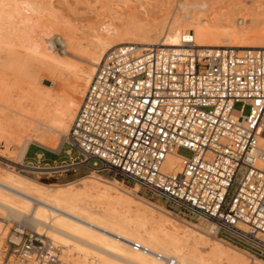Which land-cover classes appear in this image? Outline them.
Here are the masks:
<instances>
[{"label": "bare ground", "instance_id": "1", "mask_svg": "<svg viewBox=\"0 0 264 264\" xmlns=\"http://www.w3.org/2000/svg\"><path fill=\"white\" fill-rule=\"evenodd\" d=\"M52 1L0 0V154L12 153L11 162L31 171L44 167L23 163L29 144L56 147L52 132L68 133V122L109 48L123 43L177 46L189 32L199 47L264 46V0H161L151 6L143 0H115V5L105 0L110 18L103 20L105 27L98 26L104 30L96 28L87 38L92 47H80L73 35H59L73 57H58L46 37L52 11L58 12ZM172 2L178 12L170 17ZM43 80L50 84L42 85ZM259 146L264 147V135ZM181 159L173 149L165 157L164 171H176ZM92 170L76 179L79 186L74 181L44 183L17 171L0 174V218L28 223L34 232L64 246L62 256L72 255L76 264L88 258L92 264H221L223 256L233 264L247 262L245 251L199 232L195 222L177 218L168 208L135 200L118 179ZM198 224L208 232L205 222ZM11 239L19 240L15 235ZM133 242L150 252L134 249ZM180 243L185 249H176ZM200 247L208 249L205 254Z\"/></svg>", "mask_w": 264, "mask_h": 264}, {"label": "built area", "instance_id": "2", "mask_svg": "<svg viewBox=\"0 0 264 264\" xmlns=\"http://www.w3.org/2000/svg\"><path fill=\"white\" fill-rule=\"evenodd\" d=\"M262 135L264 46L199 47L189 32L177 46L109 48L70 124L65 153L79 156L68 163L107 171L264 258ZM173 149L189 155L166 172L163 163ZM14 233L19 240L7 238L13 245L7 259L66 264L61 246L45 234Z\"/></svg>", "mask_w": 264, "mask_h": 264}, {"label": "rangeland", "instance_id": "3", "mask_svg": "<svg viewBox=\"0 0 264 264\" xmlns=\"http://www.w3.org/2000/svg\"><path fill=\"white\" fill-rule=\"evenodd\" d=\"M44 1H52V0H44ZM63 1H65V2H63ZM78 1L77 0H60V1L59 0H53L52 1V4L54 3V6L55 5L57 6V7L55 6L54 9H56V11H58L57 13L59 15V16L56 15L57 13L54 12L55 10L52 11V13H53L52 16L54 15L53 16L54 18L52 16L50 17V20L52 21V23L50 22L48 25L50 30L48 31V34L46 36L48 39V42L52 46V49H50V51L53 55H56L58 57L63 56V58L73 57L69 52H67L68 50H70V47H69V49H67L68 48L67 45L62 43V41L59 38V35H62V36L65 35L64 37H68V36L73 35L72 37H77L78 40L80 39L79 42H81V44H82V45H80V47L84 46V48H89L92 46H90L89 42L87 41V38L89 36H91L92 34H94L96 31H98V29L101 31H102V29L103 30L105 29V28L100 29V28H98V26L100 25L101 27L102 26L105 27L104 21L110 18V15L107 14L109 12L108 8L106 9V6L108 7V5H106V3H109V2H106L107 0L106 1L105 0H78ZM116 1L112 0L114 5H115ZM135 1L137 3V1L141 2L142 0H135ZM160 1L161 0H156V1L155 0H143V2H147L149 6H151L153 4L155 5V2L157 4ZM58 2H61L62 5H61V3H58ZM112 2H110V5L112 4ZM151 2H153V4ZM174 2H172L170 4V7H169L168 16L170 15V17L174 13L178 12L177 9L176 10L174 9V6H175ZM102 3H104V4H102ZM118 3H121V2H118ZM113 4H112V6L114 7ZM121 11L124 12V9H121L120 11H118V13H120ZM55 16H56V18H55ZM57 17H58V19H57ZM99 22L103 23V25L99 24ZM116 22H119V21H116ZM120 27H121V25H120ZM96 28H98V29L95 30ZM82 37H83V39H82ZM89 39H91V37H89ZM85 42H86V45H85ZM49 84L50 83L48 80L42 81V85H44V86H47ZM240 106H241L240 103L235 104V107L237 109L240 108ZM244 112H247V108L244 109ZM70 121L68 122L69 126L71 124ZM28 133L31 134L32 132L28 131ZM55 133L56 132H52V134L54 135L53 139L56 140V144H55L56 147L47 148V147H44V146H42L36 142L30 143L29 144L30 150H29V152H27L25 154V157L23 159V163H25V164H31L34 166H39V167H44V168H41L40 170H34V171L28 170L27 168L22 167L18 163L11 162L12 153L9 152V153H5L4 155L0 154V174L11 173V172H12L11 174H13L14 171H17V172H20V173L25 174L27 176H31V177H33V178H35L41 182H44V183L63 184V183L69 182V181H74V183H75L74 185L79 186L80 184L76 181V179L83 176V175L89 174L93 170L91 167H88L85 163H79L77 165L67 166L66 169H63L61 167V165H64L65 162L68 163V162L73 161V160L78 161L79 156L77 157V154L73 150L70 152L69 155L63 151L64 149H67V144H66V135L67 134H65V133L64 134L63 133H56L55 134ZM58 142L61 143L60 146H57ZM35 148L39 149L38 152H40V153L42 152V155L40 157H38L37 155L34 154ZM60 149H61V152L59 153V155H53L50 153L51 151L58 152ZM179 154L186 156V155H189V152L186 149H180ZM63 160H65V161L63 162ZM94 173L101 175L107 179H112V178L118 179L123 184L124 187L130 189V191L132 192V197L135 200H137V199L143 200L144 199L145 201H151V202H154V203L161 205L165 208H168L171 211H173L174 213H176L174 215H176L177 218L185 219L186 221H190V222H195L198 225V231L199 232L205 233L206 235H208L212 239H216V238L221 237V239H223L224 241H227L231 246L237 247V248L245 251L246 257H247V259H246L247 262H245L246 264H255L252 260L253 257L260 258V259L264 260V258L253 255L251 252H249V250L246 247H244L241 244H236V243H234V242H232V241H230V240H228V239H226L220 235L219 236L212 235L211 233L204 230V228L201 225L198 224L199 221L197 219H195L194 217L190 216L189 214L183 212L179 208L167 204L164 200H162V199H160V198H158V197H156V196H154L148 192H145L142 189H138L137 187H134L130 183L122 182L119 177L114 176V175H110L107 171H99V172L94 171ZM0 225H1L0 226V229H1L0 230V264H5L6 261L8 262V264H24L22 262L17 261L13 256H10V258L7 259L8 255H9V249L12 248V246H13L12 244L8 243L7 238L8 237L11 238L14 235L18 236V238H19V235L14 233V228H20V229L24 230L25 232H31V231H34V229L28 223L24 222L23 224H20L21 225L20 226L15 222H13V223L12 222H5V220H2L1 218H0ZM2 227H3L4 231L2 230ZM61 249H62V253L63 252L66 253L67 249L64 246L61 245ZM176 249H178V250L185 249L184 243H180L179 247H177ZM199 250H201L200 253L205 254L208 249L204 248V247H200ZM64 256H62V259L66 262V264H76L74 261H72L73 260L72 255H64ZM230 261L231 260H228V259L226 260V257L223 256L222 260H220V263L221 264H233V261H231V262ZM210 263L211 262L209 261V264ZM83 264H92V259L91 258H88V260L86 259Z\"/></svg>", "mask_w": 264, "mask_h": 264}, {"label": "crops", "instance_id": "4", "mask_svg": "<svg viewBox=\"0 0 264 264\" xmlns=\"http://www.w3.org/2000/svg\"><path fill=\"white\" fill-rule=\"evenodd\" d=\"M29 150H30V145H29V147H28L26 153L29 152ZM38 150H39L38 148H35V150H34V154L37 155L38 157H40V156L42 155V152L40 153V152H38ZM65 150H67V149H64L63 151L65 152ZM60 152H61V149H60L58 152L51 151L50 153L53 154V155H59ZM64 161H65V160H63V162H64ZM65 163H67V162H65Z\"/></svg>", "mask_w": 264, "mask_h": 264}, {"label": "snow or ice", "instance_id": "5", "mask_svg": "<svg viewBox=\"0 0 264 264\" xmlns=\"http://www.w3.org/2000/svg\"><path fill=\"white\" fill-rule=\"evenodd\" d=\"M177 35H179V34H177ZM169 39L171 40L172 43H177V42H178V39H174V38H171V37H170ZM183 39H184V40H191L192 37L186 35V36L183 37ZM258 102H259V101H258ZM193 147H195V146L193 145ZM262 264H264V262H262Z\"/></svg>", "mask_w": 264, "mask_h": 264}]
</instances>
